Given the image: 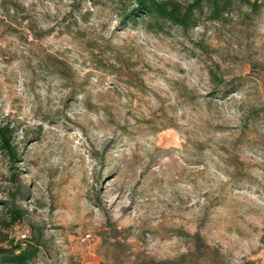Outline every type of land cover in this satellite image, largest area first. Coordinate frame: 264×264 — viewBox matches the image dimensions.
<instances>
[{
	"label": "rangeland",
	"instance_id": "1",
	"mask_svg": "<svg viewBox=\"0 0 264 264\" xmlns=\"http://www.w3.org/2000/svg\"><path fill=\"white\" fill-rule=\"evenodd\" d=\"M249 1L183 29L133 24L127 0H0L19 156L0 149V247L38 243L26 264H264V0Z\"/></svg>",
	"mask_w": 264,
	"mask_h": 264
},
{
	"label": "trees",
	"instance_id": "2",
	"mask_svg": "<svg viewBox=\"0 0 264 264\" xmlns=\"http://www.w3.org/2000/svg\"><path fill=\"white\" fill-rule=\"evenodd\" d=\"M125 1V0H119ZM130 3L127 15L133 22L137 24L141 22L145 15L154 17L157 21L160 19L163 22H170L180 28H191L197 23V14L203 9V6H209V19L219 18L224 10L230 5L231 0H193L188 5H181L175 1L164 0H127ZM245 3L256 6V1L250 2L243 0ZM127 11L124 8V12ZM163 30V27H159ZM0 149L6 153L8 159L12 164L19 161L18 151L12 143V128L9 124H0ZM12 168H15L13 165ZM16 178V172L11 174ZM21 218V211L17 207L10 208L9 222L13 224ZM196 249L198 244L202 243V239L198 233L192 236ZM38 243L30 242L28 240L14 243L8 241L6 247H0V264H26L32 260L38 253ZM138 264H171L169 260H154L142 259Z\"/></svg>",
	"mask_w": 264,
	"mask_h": 264
}]
</instances>
